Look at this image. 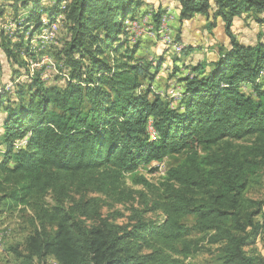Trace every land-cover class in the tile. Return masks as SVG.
Returning a JSON list of instances; mask_svg holds the SVG:
<instances>
[{
    "label": "trees",
    "instance_id": "trees-1",
    "mask_svg": "<svg viewBox=\"0 0 264 264\" xmlns=\"http://www.w3.org/2000/svg\"><path fill=\"white\" fill-rule=\"evenodd\" d=\"M177 2L181 22L202 16L211 29L221 20L230 48L215 60L183 66L188 73L180 76L176 107L151 88L163 56L152 65L138 56L139 40L131 41L129 23L147 15L139 13L142 0L0 2V18L11 9L14 25L1 29L2 50L26 69L13 70L15 98L0 89V205L31 206L36 222L22 249L12 248L20 264H48V258L56 264H182L208 247L219 264H264L254 248L264 227L258 219L264 192L246 194L264 186V86L257 81L264 42L244 45L231 32L235 17L264 13V0ZM158 7L150 10L154 29L165 13ZM43 15L62 16V46L59 37L46 48L33 43ZM257 21L264 26V18ZM50 49L57 50L55 58ZM192 51L185 46L181 53ZM43 56L61 71L62 84L54 76L44 80L45 65L31 68ZM174 155L182 158L159 184L137 172ZM127 178L142 189H132ZM136 195L143 208L130 206L125 224L102 214L105 205H124ZM47 196L52 204L46 205ZM156 211L161 219L143 216Z\"/></svg>",
    "mask_w": 264,
    "mask_h": 264
},
{
    "label": "rangeland",
    "instance_id": "rangeland-1",
    "mask_svg": "<svg viewBox=\"0 0 264 264\" xmlns=\"http://www.w3.org/2000/svg\"><path fill=\"white\" fill-rule=\"evenodd\" d=\"M14 0H0L6 4L12 3ZM49 0H42L43 3ZM163 7L165 13L171 17L169 21V32L164 40L155 34L160 32V28H153V23L150 19V10L157 7ZM158 7V8H159ZM178 7L177 0H142V5L140 7L139 13H147L144 18L142 17L141 23L137 24L138 27L132 26L129 30L131 31L132 39L131 41L139 40L140 49L138 50V56L143 57L147 62L154 65L157 61V56H163V65L158 71L156 77L152 81V90L159 94L162 98L167 101L172 102V106L176 107L182 97V85L180 84V76L183 75L184 65H195L198 62H209L210 60H215L218 57V53L226 52L230 48V38L225 32L223 22L221 20L216 21V26L211 29L207 27L205 23V18L202 16H195L194 18L181 22L179 20V14L176 11ZM5 16L0 18V89L5 87L8 91L7 95L11 99L15 98L13 86L11 84V77L13 75V70H21L25 72V68H20L18 63L11 62L4 54L2 50V42L4 35L2 37L1 29H12L13 24L9 23V19L13 14L11 9H6ZM21 12V11H19ZM264 18V13L259 15L254 14H242L241 16L235 17L232 22L231 32L235 39L244 45H255L259 42H264V26L261 25L257 18ZM162 18V17H161ZM62 20L61 15H57L54 19H50L43 15L40 19V29L33 40L34 44H39L40 47L46 48L48 46L54 45L55 37H59L58 45H63L65 40L66 31L64 27H61L59 23ZM59 25V27H58ZM52 26V33H47ZM179 41L180 43H175ZM37 42V43H36ZM180 46V47H179ZM185 46H190L194 51L190 55L185 57L181 51ZM52 58L56 57L57 50H48ZM180 53V54H179ZM179 58L178 74L174 75L175 62L173 58ZM46 62H41L36 64L37 61L31 62L32 67L46 66L43 72V78L45 81L52 82L51 79L57 78L59 84L63 83L64 76L57 72L58 68L55 67L54 61H52L48 56H43ZM147 64V63H146ZM151 65V66H152ZM29 69V73L31 72ZM182 69V71H181ZM46 70H49L47 72ZM153 70V69H150ZM154 73L153 71H150ZM264 74V67L261 69L260 77ZM54 76V77H53ZM258 77V79H260ZM257 79V81H258ZM22 81L27 82L28 78L22 77ZM30 80V79H29ZM144 84H148L146 80L143 81ZM260 84L264 86V82L260 81ZM242 90L246 93H251L250 86H242ZM4 95V100L8 96ZM3 118V113H0V132L2 131L1 122ZM147 127H150V120L147 122ZM0 148H2L0 146ZM182 157L180 155H174L171 157H165L161 161H152L146 165H141L138 168V174L144 176L153 184H159L162 178L165 176V172L168 167L176 164ZM126 184L134 190L142 189L141 186L133 185L131 180L127 178L125 180ZM264 192V186L254 185L248 188L246 194L249 197L260 198ZM142 197L136 195L135 200L128 202L124 205L113 203L110 205H105L102 208V214L108 216L112 221L118 224H125L130 220L132 212L128 209L130 206L134 208H143L141 205ZM46 205L52 204V200L49 196L45 198ZM34 209L31 206H21L19 208H12L3 203L0 205V238H2V243L0 244V264H20V259L12 251L13 247H18L19 250L22 249L23 244L27 236L32 232L34 226L36 225L34 219ZM146 219L158 220L162 218V213L160 211L147 212L143 214ZM258 219L264 225V208L261 216ZM186 224H192V216H188L185 219ZM254 248L256 251L264 256V227L261 231ZM3 236V237H2ZM48 264H56L52 258H48ZM182 264H219L216 259V252L214 247H208L190 258L183 260Z\"/></svg>",
    "mask_w": 264,
    "mask_h": 264
},
{
    "label": "built area",
    "instance_id": "built-area-1",
    "mask_svg": "<svg viewBox=\"0 0 264 264\" xmlns=\"http://www.w3.org/2000/svg\"><path fill=\"white\" fill-rule=\"evenodd\" d=\"M171 17L167 16V11L165 15H162V22L159 24L160 25V32H156L155 34H157L161 40H164V37H166V34H170L169 32V21H170ZM132 26L134 27H138L136 22H131ZM47 33H52V26L50 27V30H47ZM41 62H46L45 59L41 58ZM47 72H49L47 70ZM258 80H264V74L262 75V77H260V79ZM148 133L150 137H155L156 136V132L154 129H152L151 127L148 128ZM2 243V240H0V244Z\"/></svg>",
    "mask_w": 264,
    "mask_h": 264
},
{
    "label": "crops",
    "instance_id": "crops-1",
    "mask_svg": "<svg viewBox=\"0 0 264 264\" xmlns=\"http://www.w3.org/2000/svg\"><path fill=\"white\" fill-rule=\"evenodd\" d=\"M177 63H179V61H178ZM183 70H184V71H183V75H186V74L188 73V69L184 68ZM181 71H182V69H181ZM180 84H181V83H180Z\"/></svg>",
    "mask_w": 264,
    "mask_h": 264
},
{
    "label": "bare ground",
    "instance_id": "bare-ground-1",
    "mask_svg": "<svg viewBox=\"0 0 264 264\" xmlns=\"http://www.w3.org/2000/svg\"><path fill=\"white\" fill-rule=\"evenodd\" d=\"M167 16H168V14H167ZM169 17V16H168ZM162 22V19H161V21H160V23ZM159 28H160V25H159ZM167 35V34H166ZM180 47V46H179ZM261 72V71H260ZM259 77H260V75H259ZM262 82H263V80H262ZM150 127H151V123H150ZM152 128V127H151ZM3 237V236H2ZM2 238H0V240H1Z\"/></svg>",
    "mask_w": 264,
    "mask_h": 264
}]
</instances>
